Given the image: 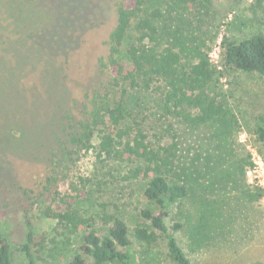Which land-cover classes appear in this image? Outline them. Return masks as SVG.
<instances>
[{
  "label": "rangeland",
  "instance_id": "rangeland-1",
  "mask_svg": "<svg viewBox=\"0 0 264 264\" xmlns=\"http://www.w3.org/2000/svg\"><path fill=\"white\" fill-rule=\"evenodd\" d=\"M164 1H150L147 8L162 7ZM195 1L196 4H189V16L186 14L183 22L186 19L209 38L218 31L220 37L226 34L239 42L264 35V0ZM50 3L53 23L37 34L36 41L62 68L64 97L46 123L28 128L27 133L25 130L12 147L0 146V232L8 238L13 262L29 264L23 250L24 213L32 208L35 217L32 254L36 264H71L74 257L83 255L80 248L86 228L70 232L44 213L50 206H61L66 195H75L72 189L86 187L88 196L77 200L76 206L84 217L93 219V228L102 237L108 234L112 223L103 220L101 203L106 208L104 213L126 223L130 235L143 223L140 214L148 204L145 197L148 181L131 178L132 171L143 161L124 162L100 154V134L94 139L95 148L89 152L70 157L69 149L66 150L68 116H78L74 110L77 103L83 102L85 91H91L90 85L97 79L96 90L112 91L111 101L124 103L132 115L125 125L141 129L153 150L176 143L173 165L178 169L186 167L184 173L177 169V177L188 180L193 191L188 202L170 206L165 222L170 228L176 223L183 225L175 237L192 264H264V198L252 200L254 177L248 176L252 166L246 174L242 173L247 162L254 164L256 154L264 161V142L255 134L256 119L264 115V80L257 74L230 70L219 74L210 88L211 94L223 99L240 121L229 153L230 166L226 164L227 168L219 175L212 174L211 170L200 168L210 163V155L218 154L212 127H195L167 114L162 83L154 81L150 89L131 87L102 67L101 61L108 55L109 35L116 26L114 3L110 0ZM138 37L131 33L123 47L121 60L127 70L132 67L127 48ZM219 45L220 41L211 45V57L221 67ZM86 178L91 182L85 185L82 180ZM48 179L56 182L50 191L45 189ZM202 198L206 208L201 213L207 218L200 223ZM196 224H202L205 234L199 235L194 229ZM130 240L133 264H173L163 240L154 246L155 255L150 259L143 244L133 236Z\"/></svg>",
  "mask_w": 264,
  "mask_h": 264
},
{
  "label": "trees",
  "instance_id": "trees-1",
  "mask_svg": "<svg viewBox=\"0 0 264 264\" xmlns=\"http://www.w3.org/2000/svg\"><path fill=\"white\" fill-rule=\"evenodd\" d=\"M50 1L0 0V146L12 147L19 140L17 136L23 135L25 130L27 133L28 128L46 123L64 97L63 70L36 41L37 34L53 23ZM110 1L116 8V26L109 35L108 55L101 61L102 67L116 80L129 83L131 87L150 89L154 81L162 83L167 114L182 118L195 127H212L218 154L208 157L210 163L206 167H199L219 175L231 164L229 153L240 121L223 99L211 94L210 88L219 74L230 70L257 74L264 80V35H254L239 42L226 34L220 37L218 31L209 38L186 19L183 22L189 4H196L195 0H166L162 7L152 10L147 6L154 0ZM160 1L155 0V3ZM131 33L139 37L127 48L132 66L127 70L121 55ZM218 41L222 50L221 67L211 57V45ZM96 81L90 85L91 91H85L83 102L77 103L74 110L78 116H68L66 150L69 149L70 157L89 152L95 148L94 139L100 134V154L124 162L143 161L131 174L133 179L148 181L145 190L148 204L140 214L143 223L130 235L126 223L104 213L106 208L101 203L103 220L112 223L108 234L102 237L94 230L93 219L84 217L76 206L77 200L88 196L86 187L72 189L75 195H66L61 206L48 207L45 215L70 232L86 228L80 248L83 255L74 257L71 264H133L129 252L132 236L145 246L147 258L155 255L154 246L163 240L173 264H192L175 237L183 225L176 223L170 228L165 222L170 206L188 202L193 191L188 180L177 177L178 166L173 165L176 143H167L159 151L153 150L141 129L125 125L132 115L124 103L112 102V91H97ZM255 134L260 142H264V115L256 119ZM251 166L247 162L242 173L246 174ZM185 169L183 166L178 170L184 173ZM82 182L86 185L91 181L86 178ZM55 185L54 179H48L46 191ZM253 189L252 200H262L264 192L257 187ZM199 206V212H205L203 198ZM30 210L26 209L24 213L26 242L23 250L29 264H36L32 254L35 217ZM200 217L202 223L207 215L201 213ZM201 225L194 226L199 235L205 234ZM0 264H15L8 238L1 232Z\"/></svg>",
  "mask_w": 264,
  "mask_h": 264
},
{
  "label": "built area",
  "instance_id": "built-area-1",
  "mask_svg": "<svg viewBox=\"0 0 264 264\" xmlns=\"http://www.w3.org/2000/svg\"><path fill=\"white\" fill-rule=\"evenodd\" d=\"M253 167L248 171V176H253V185L264 192V161L255 155Z\"/></svg>",
  "mask_w": 264,
  "mask_h": 264
}]
</instances>
